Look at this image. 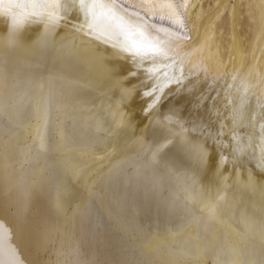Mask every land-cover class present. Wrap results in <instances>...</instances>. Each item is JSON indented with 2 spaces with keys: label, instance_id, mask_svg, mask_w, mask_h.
<instances>
[{
  "label": "bare ground",
  "instance_id": "obj_1",
  "mask_svg": "<svg viewBox=\"0 0 264 264\" xmlns=\"http://www.w3.org/2000/svg\"><path fill=\"white\" fill-rule=\"evenodd\" d=\"M204 1L0 0L3 260L264 264V0Z\"/></svg>",
  "mask_w": 264,
  "mask_h": 264
},
{
  "label": "rangeland",
  "instance_id": "obj_2",
  "mask_svg": "<svg viewBox=\"0 0 264 264\" xmlns=\"http://www.w3.org/2000/svg\"><path fill=\"white\" fill-rule=\"evenodd\" d=\"M214 1L215 0H205L203 2V7L213 17L212 21L215 23V25L212 27V30L217 31V34L214 36V38L216 37L219 39V37L223 36L224 39H222L221 44L227 46L225 38L228 39L229 37L228 34L226 35L227 29L230 28V25H228L227 21L231 15L230 4L232 2H226L225 4L221 3L219 7H217L215 10H212L215 7ZM209 5H211V8H209ZM238 8L241 11L239 30L244 38L245 47L248 49L255 35L253 30H256H249L248 24L252 25L255 23L251 17L257 19L258 15L262 11L261 4L259 0H241V3L238 4Z\"/></svg>",
  "mask_w": 264,
  "mask_h": 264
},
{
  "label": "snow or ice",
  "instance_id": "obj_3",
  "mask_svg": "<svg viewBox=\"0 0 264 264\" xmlns=\"http://www.w3.org/2000/svg\"><path fill=\"white\" fill-rule=\"evenodd\" d=\"M114 2V0H113ZM97 4V0H92V5H88L85 0H80V7L81 8H84L86 10V14H87V11H89L91 9V7H95ZM133 47H136L135 45H133ZM131 50V49H130ZM136 51L139 52L140 51V48L139 47H136ZM0 261H2V264H20V262L18 261H14V260H3V250H2V247H0Z\"/></svg>",
  "mask_w": 264,
  "mask_h": 264
}]
</instances>
